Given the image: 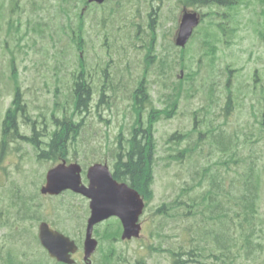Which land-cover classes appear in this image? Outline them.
<instances>
[{"label": "rangeland", "instance_id": "374dc122", "mask_svg": "<svg viewBox=\"0 0 264 264\" xmlns=\"http://www.w3.org/2000/svg\"><path fill=\"white\" fill-rule=\"evenodd\" d=\"M183 1L106 0L86 11L85 40L79 52L59 0H0V136L12 99L13 66L30 114L33 119L39 116L36 128L46 133L42 139L47 141V133L55 128L52 110L60 118L73 113L71 88L74 73L80 68L78 57L82 55L86 77L97 93L93 95L91 111L81 106L74 116L76 121L84 118L85 125H81L68 156L82 162L85 170L97 161L111 164L115 161L117 136H130L136 118L133 92L145 78L152 95L149 108L169 105L172 95L175 98L178 94L180 99L176 112L170 118L162 115L155 124V196L143 217L151 226L145 227L139 242H117L116 261L171 264L168 252L147 248L154 243L160 248L180 247L183 253L190 249L201 252L197 258L201 264H264V0H242L231 8L186 6L198 10L204 19L197 27V36L181 53L174 38ZM151 13L156 19L154 40L148 25ZM77 14L78 9L72 7L73 27L79 24ZM14 23L20 30L12 28ZM207 34L216 47L213 61L211 50L199 48ZM150 51L156 56L147 60ZM227 66L234 71L229 73ZM229 77L237 98L232 115L226 118L222 108ZM104 83L108 96L101 99ZM212 86L216 88L215 96L220 95L214 103L209 94ZM57 97L59 105L55 104ZM29 124L23 127L26 134L32 133ZM212 126L226 136L237 135L238 147L228 143L229 148L223 152V146L209 132L199 135V131ZM177 131L187 137L179 144L171 143L169 138ZM247 137L250 138L246 140ZM237 149L236 162L231 156ZM39 153L23 141L11 145L0 158V264H9L3 263L8 260V251L20 264H56L43 253L38 241V225L43 220L80 245L83 243L88 199L68 191L58 196L41 194L46 171L57 162L48 158L38 161ZM244 161H254L259 173L251 224L253 245L248 248L245 237L250 227L238 197L242 191L235 186L237 172L247 167ZM83 178L87 180L85 173ZM25 194L35 195L28 201L37 209L36 217L32 211L27 217ZM174 199L190 203L196 199L199 206L186 217L188 208L184 204L173 216L155 213L158 205ZM215 230L220 235L228 231L222 238L232 237L230 252L220 260L212 255L220 253L216 247L221 249ZM199 246L203 247L200 251ZM106 250L105 245L98 250L96 261ZM76 257H83L82 246ZM183 258L188 256L183 254Z\"/></svg>", "mask_w": 264, "mask_h": 264}, {"label": "trees", "instance_id": "16d2710c", "mask_svg": "<svg viewBox=\"0 0 264 264\" xmlns=\"http://www.w3.org/2000/svg\"><path fill=\"white\" fill-rule=\"evenodd\" d=\"M66 2V9L68 17L69 12L72 10V7H76L78 9L77 17L79 19L80 24L77 26L79 29V33L75 34L74 40L77 41L78 44H84L83 35L85 31L84 27V16L87 14L85 10L80 5H78L79 0H73V4H70V0H62ZM242 0H184V4L204 7L210 5L216 6H224V7H234L236 4L240 3ZM87 3V0H83V5ZM93 12H90L92 14ZM156 19L153 14H150V22L149 27L153 29V40L156 37L154 23ZM220 27L222 25L220 24ZM224 30V27L222 28ZM207 32V31H206ZM197 33L193 36L196 37ZM209 34L206 37L201 39V43L199 48H204L207 50H211L212 56L211 60L214 59L215 52V43L213 40L208 38ZM82 47V46H81ZM80 47V48H81ZM81 50H83L81 48ZM186 49L182 51L185 52ZM81 55V54H80ZM156 55L152 54L150 51L147 55V60L149 58H154ZM85 58L81 55L79 57L80 68L78 69V73L73 77L71 94H72V105H73V113L70 115L65 114L62 119H58L53 117L54 123L57 125V128L52 133L53 136L50 142H45L49 148L44 149L40 146L41 142L39 140V136L41 135L40 131L36 128V122L38 119L33 120L28 109V105L25 102L24 93L18 84L15 81L13 88V97L10 105L8 106L3 120V129H2V138L0 145V156L3 155L12 145L13 142L20 143L21 140L30 143L35 147L36 150H41L39 158H44L46 156L50 159L59 160L60 158H66L68 153V143H70L71 139L73 142L77 140L78 135L80 134V128L83 124V120L76 121L73 116L76 113L80 112L81 106L84 107L85 110H88V107L92 101L93 95L97 93V90L94 88L93 84L89 82L86 77V67L84 63ZM150 63L152 61H149ZM201 63V59H199V64ZM183 66H186L183 63ZM228 72L232 73L233 68L227 66ZM195 72V71H194ZM232 76V75H231ZM233 77V76H232ZM232 77L227 78V84L224 88L227 91L226 94V103L222 108L224 116L227 118L231 116V112L235 105V99L237 96L233 93V81ZM258 80V76L256 81ZM255 85V84H254ZM107 85L105 83L102 85L101 89V99L105 96H108L106 91ZM215 86L210 87V95L212 103L215 100L220 98V95L215 96ZM58 91V88H57ZM244 97H247L246 91H244ZM179 95L176 94L175 98L173 95L170 97V101H172L169 105H166L163 109H158L154 106L149 108V105L152 101V95L149 91V86L144 85L143 81L140 82L139 86L133 92V108L136 114L135 122L130 128V136L125 138L123 133H120L117 141V151L115 155V163L113 165L114 168V177L118 180L128 181L134 188L140 190L141 192H148V186L154 181V166H155V141H154V131L155 124L160 120L162 115L166 117H170L174 111H176L179 104ZM60 103L57 102L56 105ZM63 108L65 106L63 105ZM147 111V115L144 118V114ZM55 113H53L54 115ZM24 116V120L26 123L31 122L33 124V133L31 135H25L21 132V127L19 124V116ZM197 117V113L195 114ZM264 123V122H262ZM210 133L215 137L214 140L219 142L221 145L222 151L226 152L229 148L227 145L230 143L231 147L237 148L239 138L237 135L229 134L226 136L223 130H218L215 126H212L211 129L206 130L205 132L199 131L200 136H205V133ZM183 136V137H182ZM187 137L182 132L177 131L173 133L169 141L171 143L179 144L180 140H184ZM250 137H247L248 140ZM44 142H42L43 144ZM186 152L187 148L184 149ZM184 151H182L183 153ZM239 153V149L235 151V153L231 156V159L237 162V156ZM247 163V167L240 172H237V183L236 187L239 188L242 192H239L238 197L241 199L242 208L245 214V222L248 223V227H250V232L247 233L245 237V244L247 248L252 244V236L254 229L252 228V221L255 218V208H256V198H257V186L259 173L257 169L254 167V161H244ZM183 202L178 200L175 201V204L181 207ZM174 204H171L172 208ZM195 206H199L197 201L191 200L190 202H186L187 213L186 215L193 214V208ZM165 211H163L164 213ZM198 212V211H197ZM30 218V217H29ZM215 236L217 238L218 246L221 247L216 249L220 252L219 254H212L216 260H220L221 257L227 256V253L230 252V249L233 244H230L229 241L231 239L229 237L222 238L225 233H228L227 230H223V234L220 235L218 230H215ZM223 243V246L220 243ZM199 251L203 249V247L199 246ZM172 254L173 263L172 264H201L202 261L197 259L202 256V253L194 252V249H190L185 254L188 258H183V252L180 249L172 250L165 249ZM10 256L13 257L12 253H9ZM10 264H15L13 260H9ZM192 262V263H191Z\"/></svg>", "mask_w": 264, "mask_h": 264}, {"label": "water", "instance_id": "95a60500", "mask_svg": "<svg viewBox=\"0 0 264 264\" xmlns=\"http://www.w3.org/2000/svg\"><path fill=\"white\" fill-rule=\"evenodd\" d=\"M96 1L103 2V0ZM199 21L198 12L184 9L176 36L177 45L184 46L186 44ZM80 173L81 167L78 163L68 166L62 163L56 166L48 172L47 184L42 188V192L58 194L63 190L72 189L90 198L91 216L88 221L85 241V258L87 259L97 245V240L92 237L94 225L112 215H118L124 224L123 237H131L132 234H137L135 221L143 203L139 195L127 184L114 180L106 164L96 163L89 168L88 186L82 184ZM39 238L51 256L67 263L74 262L70 253L77 250V245L73 240L53 230L47 223L40 225Z\"/></svg>", "mask_w": 264, "mask_h": 264}, {"label": "flooded vegetation", "instance_id": "af4514ba", "mask_svg": "<svg viewBox=\"0 0 264 264\" xmlns=\"http://www.w3.org/2000/svg\"><path fill=\"white\" fill-rule=\"evenodd\" d=\"M92 262H94V260L92 259Z\"/></svg>", "mask_w": 264, "mask_h": 264}]
</instances>
